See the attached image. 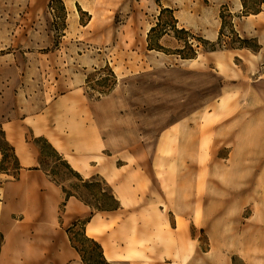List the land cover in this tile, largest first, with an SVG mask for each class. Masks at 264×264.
Instances as JSON below:
<instances>
[{"label": "rangeland", "instance_id": "obj_1", "mask_svg": "<svg viewBox=\"0 0 264 264\" xmlns=\"http://www.w3.org/2000/svg\"><path fill=\"white\" fill-rule=\"evenodd\" d=\"M62 1L65 11L56 0L51 7L50 0H0V121L42 113L59 131L65 107L90 109L106 145L96 159L121 165L123 181L138 174L126 182L139 196L134 207H180L187 214L179 222L205 214L192 231L201 248L225 240L229 233L217 226H240L264 207V3L245 14L240 0ZM164 7L172 13L162 20L171 25L173 17L187 32L167 26L153 38L162 50L149 49L148 30ZM238 36L248 47H235ZM179 48H193L194 59ZM111 72L113 104L102 112L96 106L108 98ZM26 138L38 142L47 174L91 210L116 205L102 175L81 178L30 128ZM0 142L11 154L1 130ZM7 165L15 173L12 158ZM86 219L71 228L74 242L88 264H104L97 240L86 238Z\"/></svg>", "mask_w": 264, "mask_h": 264}, {"label": "crops", "instance_id": "obj_2", "mask_svg": "<svg viewBox=\"0 0 264 264\" xmlns=\"http://www.w3.org/2000/svg\"><path fill=\"white\" fill-rule=\"evenodd\" d=\"M89 110L81 114L75 106L65 107L57 118L59 131L50 130L42 113L0 121L17 165L15 173L9 165L0 170V264H84L67 233L84 217L85 234L97 240L110 264H264V207L253 210L240 226L230 221L217 226L229 235L210 240L205 250L192 234L201 228L197 223L207 221L205 214L179 222L187 214L183 208L134 207L139 196L126 182L138 174L123 181L121 165L96 159L105 156L106 145ZM27 128L33 139L46 138L82 178L102 175L113 186L118 206L91 210L80 198L67 197L62 183L41 167L39 145L26 138Z\"/></svg>", "mask_w": 264, "mask_h": 264}, {"label": "trees", "instance_id": "obj_3", "mask_svg": "<svg viewBox=\"0 0 264 264\" xmlns=\"http://www.w3.org/2000/svg\"><path fill=\"white\" fill-rule=\"evenodd\" d=\"M52 1H54V0H50V2H49V6L51 7V2ZM56 1H58V2H60V4H61V7L63 8V10L65 11V7H64V3H63V1L62 0H56ZM241 1V4H242V8H243V11H244V13L245 14H249V13H259L260 11H261V6H262V4L264 3V0H240ZM172 9H170V8H168V7H164V8H162L161 10H160V13H159V17H158V21L155 23V25H153V26H151L150 27V29L148 30V33H147V41H148V47H149V49H158V50H162L161 48H162V46L157 42V40L156 41H154L153 42V38L155 39V38H157V37H160L161 35H163L164 33H168V31H167V26H170L169 27V31H170V29L171 30H173L175 33L177 32V33H185V32H187V30L186 29H184L183 27L182 28H178L177 26H176V20H175V18H173V17H170L171 18V21H172V23L173 24H169V23H167L166 21H163L162 20V14H164V13H170V16H171V13H172V11H171ZM221 18H223L222 17V14H221ZM222 22H223V24H224V22H225V19L223 18L222 19ZM222 29L223 28H221V30H220V35L223 33L222 32ZM178 39H182L183 41H184V43L187 45L188 43H189V39L188 38H185V37H179V36H176ZM238 38V41H239V44L237 45V46H235V47H238V48H243V47H248V45H247V41H248V39L247 38H242V37H237ZM191 49V52H187V53H185V52H183V48H179V49H177L178 50V54L182 57V58H193V57H195V55H196V51L193 49V48H190ZM111 75L113 76V81L111 82V84H109L108 85V88H107V90L105 91V90H103V92L102 93H104V94H107V93H109L113 88H114V86H115V84H116V78H115V75L111 72ZM3 133V132H2ZM3 136H4V134H3ZM41 141H43L44 143H46V145L51 149V150H53L54 152H56L57 154H59L58 153V151L52 146V144L46 139V138H44V137H40L39 138ZM4 140H5V137H4ZM5 142H6V144H7V146L9 147V150L11 151V154H9V153H7L5 150V147L3 146V144L0 142V150H1V153H2V159H1V162H0V170H5L7 167H5V166H3V163L6 161V159L7 158H12L14 161H15V155H14V153H13V148H12V146L5 140ZM37 144H38V142H36ZM59 157L60 158H63L60 154H59ZM66 161V160H65ZM40 163H41V160H40ZM67 165H69L68 163H67ZM70 166V165H69ZM17 167V165H16V163H15V166H14V168H16ZM78 173V172H77ZM79 174V173H78ZM15 176V175H14ZM82 178V177H81ZM55 179V178H54ZM63 190L65 191V193H66V196L68 197V196H70V195H74V196H76V197H78V198H80L81 200H83L85 203H87L90 207H91V204H90V202H88V201H86V200H84L83 198H82V196L81 195H79V194H76V193H71V192H68V191H66L65 189H64V187H63ZM113 197H114V195H113ZM114 199H115V197H114ZM115 202H116V205L115 206H110V207H106V206H97L96 207V209L95 210H110V209H113V208H116L117 206H118V201H117V199H115ZM63 204H64V202H63ZM87 220V219H86ZM86 220L85 221H83V223H82V225H83V230H84V224H85V222H86ZM76 223V222H75ZM75 223H73L70 227H68L67 228V233H68V235H69V239H70V242H71V244H72V246L79 252V254H80V256H81V259H82V261H83V263L84 264H88L87 263V260H86V258H85V256H84V254H83V252H82V250L75 244V242H74V237H73V235H72V233H71V228L75 225ZM85 231V230H84ZM87 236V235H86ZM87 239H90V240H93L92 238H90V237H86ZM94 242H96V241H94ZM96 244L98 245V247H99V250H100V257L102 258V262L104 263V264H110L108 261H106L105 260V258H104V255H103V251H102V248H101V246H100V244L98 243V242H96Z\"/></svg>", "mask_w": 264, "mask_h": 264}, {"label": "bare ground", "instance_id": "obj_4", "mask_svg": "<svg viewBox=\"0 0 264 264\" xmlns=\"http://www.w3.org/2000/svg\"><path fill=\"white\" fill-rule=\"evenodd\" d=\"M194 58H192V60H193ZM118 82H120V79H119V81ZM114 89V88H113ZM111 95V92H109V93H107V94H105L104 95V97H108V98H106L103 102H101L100 104H97V106H96V108L98 109V110H100V111H104V112H106V110L109 108V106L111 105V103L113 102V97L111 96V97H109ZM113 104V103H112ZM67 113V112H66ZM70 113V112H69ZM69 113H67V114H69ZM66 116V115H65ZM99 123V122H98ZM65 127H67L66 126V124L64 125ZM104 132H108V135H110V137H112L113 136V134L111 133L112 131L111 130H109V131H107V130H103ZM113 142H114V139H113ZM113 150H115V148H113ZM111 264H119L117 261H115V260H113V262H111Z\"/></svg>", "mask_w": 264, "mask_h": 264}]
</instances>
